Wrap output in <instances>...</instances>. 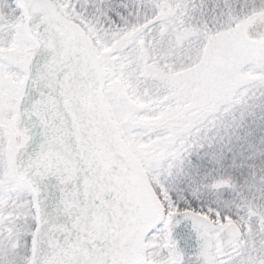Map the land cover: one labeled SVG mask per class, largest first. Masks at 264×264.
I'll return each mask as SVG.
<instances>
[{
    "label": "snow or ice",
    "instance_id": "1",
    "mask_svg": "<svg viewBox=\"0 0 264 264\" xmlns=\"http://www.w3.org/2000/svg\"><path fill=\"white\" fill-rule=\"evenodd\" d=\"M0 264H264V0H0Z\"/></svg>",
    "mask_w": 264,
    "mask_h": 264
}]
</instances>
